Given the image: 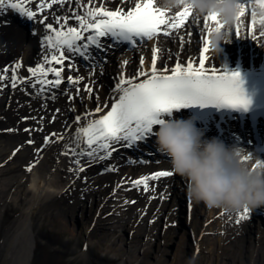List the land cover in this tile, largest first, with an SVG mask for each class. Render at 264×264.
<instances>
[{"label":"snow or ice","instance_id":"obj_1","mask_svg":"<svg viewBox=\"0 0 264 264\" xmlns=\"http://www.w3.org/2000/svg\"><path fill=\"white\" fill-rule=\"evenodd\" d=\"M28 2L31 3L32 0ZM66 2L67 0H50V2L39 0L36 5L37 11H33L26 8L21 0H0V14L3 10L9 9L33 21L45 9H52L54 5L63 6ZM122 3L123 0H117L118 6L115 10H109L103 0L99 6H93V0H87V4L83 5L85 9L83 14L73 11L70 16L56 15L55 26L53 22H49L48 15H42V18L36 20L43 26L45 33L40 39L41 48L44 50L42 62H37L34 67H28L27 77L18 75L17 70L22 65L16 63L11 69V88L17 89L18 85L28 84L30 88L36 90L33 94L37 98L55 100L59 93L66 94L68 100L72 101L75 97L62 92L61 85L75 87V95L79 97L81 89L77 85L85 79L83 76L68 75L65 80L62 75L66 69L69 72L73 71L74 57L79 56L89 61V67L92 69L102 68L103 63H107L106 57L101 63L93 55V49L101 53H107L110 48L121 45L135 49L138 45L154 41L160 35L170 38L177 30L188 28L190 23L200 25L201 16L188 7L175 12L174 16H167L168 11L159 8L156 0H136L135 6L127 9L119 6ZM237 6L239 11L230 26V34L240 38L242 18L248 15L250 19L247 38L253 41L258 39L254 30V25L257 24L260 26L259 37L264 38V0H238ZM189 17H193L191 22ZM70 20L76 21V26L70 25ZM223 27L216 14L204 15L200 29L204 34L198 36L197 58L193 59L190 56L184 63L178 58H173L174 65L171 68L164 65L162 71L157 69V53L160 50L153 45L150 49L149 70H144L145 60L141 56L139 67L133 77L129 78L123 72L119 73V79L112 89L110 102L101 106L99 95L96 94L97 105L94 110L75 114L71 122H66L62 134L52 132L46 135L43 146L36 149L37 156L39 157L44 147L50 143L63 141L57 162L60 157L66 158L67 173L80 178L86 166L110 160L113 153L118 152L119 147L132 149L149 142L155 137V126L163 124L165 114H171L174 109L179 110L197 104L202 107L217 105L247 109L250 101L242 89L240 73L221 71L215 66L206 67L208 60L206 53L211 48L210 35L214 29ZM192 35L193 32L189 31L188 36ZM178 40L183 47L184 36H179ZM127 63L126 60L123 62L124 65ZM8 72L9 69L5 67L4 74L0 75V81L7 79ZM83 90L89 98L93 96L94 90L88 84L84 85ZM83 99L81 97V102ZM69 110L73 113L77 111L75 108ZM55 112L59 114L60 109H56ZM56 118V115H53L51 121L54 122ZM23 119L27 120L29 117ZM37 130L43 129L41 127ZM24 131L31 133L32 130L25 128ZM27 143L31 145L34 141L29 139ZM19 150L18 148L16 151ZM253 157L248 153L244 160ZM38 162L37 159L29 164L26 171L31 173ZM257 166L264 167V160L258 159L254 167ZM104 171H118V167L110 164ZM174 174L171 170H161L150 175H141L127 182V190L141 189L147 193L150 190L149 181H158L161 178L172 177ZM84 180L86 181L87 177H84ZM118 187H125L124 178ZM152 190L154 191V188ZM125 203L129 201L126 200ZM131 203L134 204L136 201L133 200ZM250 212L249 208H242V211L237 213L235 222L239 224L241 220L247 219Z\"/></svg>","mask_w":264,"mask_h":264},{"label":"bare ground","instance_id":"obj_2","mask_svg":"<svg viewBox=\"0 0 264 264\" xmlns=\"http://www.w3.org/2000/svg\"><path fill=\"white\" fill-rule=\"evenodd\" d=\"M38 2L39 0H32L31 3H29L28 0L22 1L26 8H29L33 11H37L36 5ZM46 2H50V0H46ZM100 3L101 0H93V6H99ZM103 3L109 10H115V8L118 6L117 0H103ZM135 3L136 0H123V3L119 6L127 9L134 7ZM85 4H87V0H67L63 6L54 5L52 9H45L44 12L38 15L36 19L38 20L42 18V15L46 14L49 16V22H53L55 26L54 17L56 15L70 16L72 15L73 11L78 14H83L85 11L83 5ZM112 5H115V7L111 8ZM166 15L174 16L175 12H168ZM192 18L193 17H189V21H191ZM249 19L250 16L248 15L242 18L243 22L240 25V38L230 34V42H220L218 53L214 52L212 48H210V50L206 53L208 57V60L206 61L207 67L211 68L212 66H215L221 71L233 72V67L237 64L238 56H241L243 62L242 64L244 66L257 67L264 64V46H262L264 45V38L257 36L258 39L255 41L247 38ZM14 20L19 22L22 26H24V20H26L25 22L29 23L27 26H25L26 28L23 29L17 26ZM35 22V20L30 21L25 16H21L19 13L9 9L6 11L3 10L2 14H0V75L4 74L5 67L11 70L16 63H20L22 65L24 62L28 68L34 67L37 62H42V52L44 50L41 48L40 39L45 33L44 30L41 33L33 30L32 27L35 25ZM31 24L33 26H31ZM36 24L39 23L37 22ZM69 24L76 26V21L70 20ZM202 24L203 16H201L200 25H195V27L201 29ZM30 26L31 29H28ZM254 30L256 34H259V24L254 25ZM188 32V28H182L174 32L170 38L160 35L154 41H149L147 44L138 45L135 49L130 48L127 45L112 47L107 53L97 52V50L93 49V55L96 56L101 63H103V58L106 57L107 63H103L102 68H86L85 66L89 65V61L84 60L82 57L76 56L74 57L73 71L69 72L66 69L62 75L65 74L67 76L72 75L73 77H85V79L81 81L79 85H77L81 89L79 97H76L75 95V87H73L72 90H66L64 85H61V91L73 95L75 97L74 100L69 101L66 94L58 93L55 100H48L43 97L37 98V96L34 94L35 96H33L36 98V100H38L34 101L31 99L30 93L27 91V89L29 88L30 91H33V93L36 90L30 88L28 85V88L21 89L22 94L18 104H27V108L32 107V109L37 108V110H39V112H37V117H39L43 123L41 126L43 130L39 132L46 133L49 124L62 126L64 132L66 122H71L74 119L75 114L83 113L85 110H94L97 105V101L95 99L96 94L99 95V103L101 106L106 102H110L112 89L114 84L119 79V73L123 72L126 77H133L137 68L139 67V58L141 56H143L145 60L143 65L144 70H149L151 67L150 49L153 45H155L160 50L157 53V69L161 71L163 70L164 65H167L169 68L172 67L171 64L175 62L173 60L174 57L178 58L182 63L186 62L190 56L193 59H196L197 56L195 48L197 45L198 36L203 35L204 33L202 31L198 32V30L191 31L193 32V35L189 37ZM181 35H183L185 38V44L183 47H181L178 40V37ZM189 41H191V43H189ZM108 43H111V41H108ZM123 49H127L125 50L126 52H124ZM236 52V58L233 61L234 54ZM125 60L128 61L127 65L123 64ZM236 71L240 72V68ZM8 74L9 73H7V77ZM8 81V78L4 81H0V85L6 87ZM85 84H88L94 90L93 96L91 98H89L88 94L83 90ZM81 97L84 98L83 102H81ZM64 101H66L68 105L65 104ZM70 108H75L77 110L76 113L71 112L69 110ZM56 109H60L59 114H56ZM53 115H56L57 117L54 122L51 121V117ZM178 115H180L182 119H180ZM182 115H186L187 117L185 118ZM193 116V113L186 109H174L172 110L171 114H165L164 118H177L184 122H187L186 119H188V124L192 125L194 130L199 134H202L205 139L214 138L229 148L245 149L254 157L264 160V150L260 151L256 141L254 144H251L252 140L248 139L244 142L245 146H232L236 142V140L232 139L231 137L232 131L239 130L238 126V128H236V123L231 121L234 116L231 118L230 115H225L229 123L224 126V132L222 135L220 134V131L217 130V123L221 121L220 118H218V121V119L211 117L209 122L205 124L204 122L200 123L196 119H191ZM41 117L43 119H41ZM91 118L92 117H89V119ZM210 123H212V125ZM73 127H75V125ZM237 132L240 135L243 134L242 131ZM50 133H52V131L48 134ZM154 139L155 138L153 137L147 145L142 143L139 145V147H133L131 149L132 155L136 158L134 162H130V160L119 161L112 156V158L108 160L110 161L108 165H117L118 171H104V169L108 166L107 164H104V162L101 163V166L98 163H94L91 166H86V173L89 170L93 171L91 172V179H88L89 189L92 193V196L90 199L82 197L78 201L74 197L76 201L72 199L73 202L71 203L75 204L76 207H79L82 213H93L94 210L92 209L91 205L97 204V207L101 208L100 210L103 212L107 209V203L109 202V199L113 197L122 198L123 201L129 200V216H133L131 221L140 225L142 224V226L145 224L148 225L150 223L154 224L164 216V212H167V216L175 215L174 213H176L179 209V206L182 205L180 202L181 200H176L178 191H176V184L178 182L176 178L179 177L182 185H185V187L180 188L179 190L182 189V192L186 195L187 199L185 200V203L187 204V207L190 208L191 211H198L197 203L193 202L187 194V181L178 174H174L172 177L161 178L158 181H149L150 190L147 193L141 189H133L131 191L127 190V182L133 179L134 176L140 177L141 175H150L156 171L171 170L170 161L167 156L158 153L154 156L153 154L149 153H154L156 150H153ZM226 139H229V143L226 141ZM63 143V141L55 143L49 149L47 155L43 159L39 160V163L36 164L34 170L27 176V181L29 182L33 174L39 173L41 177L46 178V180L53 181L55 187L58 189V192H51L47 187V184L42 186L40 191L37 193L29 190L28 185L24 188V193L27 195L25 198L27 212L16 220L12 226V229L8 232L6 237L7 245L5 247L6 253L2 264H32L36 249V239L32 231V220L36 209H39L43 203L48 201L51 197L56 196L57 193L62 190L65 180L75 177V175L67 173L68 164L66 158L60 157L59 162H57V158ZM262 145L264 146V140H262ZM123 149L126 148L119 147L118 152L121 153ZM138 149L141 150V152H139ZM8 157L10 158L11 155ZM9 158H7L3 164L8 165V162L10 161ZM27 166L28 165L11 166L4 171L9 173L11 171L19 170V168L25 169L24 171H26ZM84 173L80 175V178L84 175ZM80 178H76V180ZM122 178H124L125 182L124 188L118 187V185L121 184ZM17 181L22 184L26 181V177L22 176V178H18ZM78 186L79 183L74 182L69 184L68 189L71 190L72 188L74 189ZM116 187L117 191L114 193L113 190ZM153 188L154 191L152 190ZM150 197L156 198L151 199ZM133 200L136 201V203H131ZM214 210L215 209H211L209 213L206 212L207 215L206 213L203 214L205 220H209L210 225L216 221L217 223H221L222 221L224 224L235 227L236 232L247 230L249 228V216L247 219L241 220L239 224L235 222L237 213L242 211V209H240L238 212H226L221 210L220 214L217 216L214 215ZM174 223H176V221H174ZM100 225L101 228L107 227L103 220L100 222ZM146 225L144 227H146ZM204 228L206 227L204 226ZM211 229H213V227H211ZM214 233L215 232L213 230L209 232L206 231L202 236L199 245L201 247L199 248L203 249L204 252L207 242L211 244L212 247L209 250L210 255H208L210 259L209 264H259L260 259H264V230L262 228L257 229V242L254 244L253 253L249 258L246 256V250L244 249V246H239V244L235 245L236 249L234 248V250H232L233 255L232 253L229 254V252L226 250L217 252L219 248H215L216 244H218L220 248L224 249V245H228L229 241L227 242L226 238L215 239L211 237V235ZM152 237L153 235H148L146 238L147 242L145 244L147 247L142 249V251L140 250L143 261L147 260L151 255L150 242ZM263 259L262 262L264 263Z\"/></svg>","mask_w":264,"mask_h":264},{"label":"rangeland","instance_id":"obj_3","mask_svg":"<svg viewBox=\"0 0 264 264\" xmlns=\"http://www.w3.org/2000/svg\"><path fill=\"white\" fill-rule=\"evenodd\" d=\"M114 7L115 5L111 6V8ZM25 21L24 26H22L14 20L15 24L23 29L29 23ZM36 23L34 26L31 24V26H33V30L41 33L44 30L43 26ZM31 26L28 29H31ZM188 30L201 32L192 23L189 24ZM257 36H259L258 33ZM198 48L197 43L196 56ZM123 50L126 52L127 49ZM236 54L237 52L234 54L233 61ZM173 65L174 62L171 66ZM85 67L87 68L89 65ZM17 72L21 77L29 76L24 62ZM8 73L9 81L6 87H0V264L3 263L6 253L8 232L16 220L27 212L25 204L27 195L24 193V188L29 183L27 176L30 174L24 171L25 169L20 168L9 173L4 170L11 166L29 165L37 159H43L55 144L50 143L44 147L43 152L38 157L36 149L43 146L44 137L51 131L58 135L63 133L62 126L55 124H49L47 134L37 130L43 124L37 117L39 110L37 108L32 109V107L27 108V104H18L22 94L21 89L28 88V84L18 85L17 89L11 88V70ZM63 76L66 80L67 75L64 74ZM64 88L66 90L73 89V87H66V85ZM27 91H29L32 100L38 101L34 97L33 91H30L29 88ZM64 103L68 105L66 101ZM24 117H29V119L25 120ZM25 128L31 129V133L25 132ZM29 139L33 140L34 143L28 144ZM232 146L245 145L234 143ZM155 147L154 139L153 150H157ZM18 148L20 150L16 151ZM14 152L15 155H13ZM10 155L12 158L8 157ZM113 157L119 161L136 160L131 152L124 149L121 153H114ZM7 158L10 159L8 165L3 164ZM109 162L105 161L104 164L108 165ZM98 164L101 166V163ZM91 172L93 171L85 172L77 180L76 177L65 180L62 190L43 203L39 209H36L32 220V231L36 239L32 264H209L208 255H210L211 244L207 242L204 252L199 246L206 231L213 230L215 233L211 237L215 239L226 238V241H229L228 245H224V249L216 244L215 248H219L217 252L226 250L233 255L232 250H234L235 245L239 244V246H244L246 256L249 258L253 253L254 244L257 242V229L262 228L264 230V207L250 209V225L247 230L236 232L235 227L224 224L222 221L221 223L216 221L210 225L209 220L206 221L203 214L209 213L211 209L202 203L197 204L198 211H191L187 207L186 195L182 189L179 190L185 185H182L179 177L176 178L178 181L176 200H181L182 205L174 213L175 215H168L170 216L168 217L167 212H164V216L159 221L154 224H145L146 227L131 221L133 216H129L128 211L130 203L126 204V200L123 201L122 198L113 197L109 199L107 209L103 212H101V208L97 207V204H94L91 205L94 210L93 213H82L80 208L71 202H73L72 199L76 201L75 198L77 201L82 197L91 198L92 193L89 189L88 180L91 179ZM22 176L26 177V181L21 184L17 179L22 178ZM84 177H87L86 181ZM135 178L138 177L134 176L133 179ZM74 182L79 183V186L69 190V184ZM116 191L117 187L114 188L113 192ZM220 212L221 209H215L214 215L217 216ZM102 220L107 225L106 228H101L100 222ZM148 235H153L150 242L151 255L143 261L141 251L147 247L145 244ZM262 259H260L259 264H264Z\"/></svg>","mask_w":264,"mask_h":264},{"label":"clouds","instance_id":"obj_4","mask_svg":"<svg viewBox=\"0 0 264 264\" xmlns=\"http://www.w3.org/2000/svg\"><path fill=\"white\" fill-rule=\"evenodd\" d=\"M156 4L168 12L188 7L200 16L216 14L224 25L210 35L216 53L220 42H230V26L239 11L238 0H156ZM154 136L157 151L169 158L171 171L187 181V194L193 202L226 212L264 207V167H254L259 158L245 161V149L205 139L177 118H164L163 124L155 126ZM45 184L51 192H58L54 182L39 173L33 174L28 188L37 193Z\"/></svg>","mask_w":264,"mask_h":264}]
</instances>
